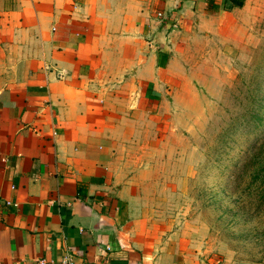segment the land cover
I'll use <instances>...</instances> for the list:
<instances>
[{"label": "crops", "instance_id": "1", "mask_svg": "<svg viewBox=\"0 0 264 264\" xmlns=\"http://www.w3.org/2000/svg\"><path fill=\"white\" fill-rule=\"evenodd\" d=\"M253 1L0 0V264H200L117 161L193 38Z\"/></svg>", "mask_w": 264, "mask_h": 264}, {"label": "rangeland", "instance_id": "2", "mask_svg": "<svg viewBox=\"0 0 264 264\" xmlns=\"http://www.w3.org/2000/svg\"><path fill=\"white\" fill-rule=\"evenodd\" d=\"M182 66L169 111L144 117L117 168L200 264H264V187L243 185L264 179V0L200 31Z\"/></svg>", "mask_w": 264, "mask_h": 264}, {"label": "built area", "instance_id": "3", "mask_svg": "<svg viewBox=\"0 0 264 264\" xmlns=\"http://www.w3.org/2000/svg\"><path fill=\"white\" fill-rule=\"evenodd\" d=\"M158 16L160 13H156ZM36 264H73L71 255L68 252H65L60 259L56 261H51V260H46L44 258H37L36 259Z\"/></svg>", "mask_w": 264, "mask_h": 264}, {"label": "trees", "instance_id": "4", "mask_svg": "<svg viewBox=\"0 0 264 264\" xmlns=\"http://www.w3.org/2000/svg\"><path fill=\"white\" fill-rule=\"evenodd\" d=\"M232 3V5H235V6H239L240 5V2H235V1H233V2H231ZM255 168H257V167H254L251 171H249V174L250 173H254V171H255ZM256 175H258V173L256 172L255 173ZM253 176V175H252ZM252 176L251 177H247V180L245 179L244 181H243V185L245 186V188L247 187V188H255V187H264V179H261V178H264L263 177V175H260V181H258V182H253L252 180H251V178H252ZM254 180V179H253Z\"/></svg>", "mask_w": 264, "mask_h": 264}]
</instances>
